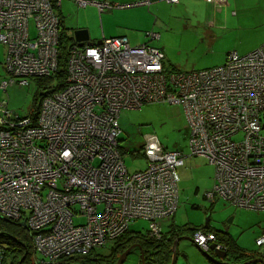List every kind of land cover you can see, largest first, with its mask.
Masks as SVG:
<instances>
[{
  "label": "built area",
  "instance_id": "built-area-1",
  "mask_svg": "<svg viewBox=\"0 0 264 264\" xmlns=\"http://www.w3.org/2000/svg\"><path fill=\"white\" fill-rule=\"evenodd\" d=\"M62 1L0 0V44L10 75L4 89L58 71ZM71 1L96 5L101 13L150 3ZM206 1L222 8L227 0ZM147 36L160 38L153 32ZM102 40L91 46L74 39L65 87L42 100L36 123L4 109L0 215L26 223L35 263L59 264L111 247L139 219L160 239L162 222L179 207L178 169L189 156L205 157L215 167L205 199L264 210V43L243 55L228 53L220 66L172 71L164 51L149 42L132 45L127 36ZM153 103L183 107L190 155L167 149L150 134L141 147L146 169L129 172L120 148L121 112ZM192 240L209 252L216 237L198 229ZM256 244L264 256V234Z\"/></svg>",
  "mask_w": 264,
  "mask_h": 264
},
{
  "label": "rangeland",
  "instance_id": "rangeland-1",
  "mask_svg": "<svg viewBox=\"0 0 264 264\" xmlns=\"http://www.w3.org/2000/svg\"><path fill=\"white\" fill-rule=\"evenodd\" d=\"M239 1L242 8L235 3L232 8H226L224 13L228 12L232 17H224L223 22L217 25L197 23L196 18H200V12L206 11L207 5L195 1L177 6L164 4L150 11L145 8V11L138 14H104L102 17L96 5L90 4L83 8L70 0H63L58 12L62 14L61 20L70 38L75 39L74 31L77 29H87L92 41L110 37L113 32L117 34L119 29L129 31L134 33L132 36L128 34L132 45L149 42L151 46L161 48L166 55L165 63L169 69L192 71L223 65L228 53L235 51L243 55L264 43V4H257V0ZM109 3L131 4L112 1ZM115 9L130 11L140 7L113 8L107 11ZM149 32L159 33L160 38L151 40L147 36ZM6 53V47L0 44V125L4 109L26 118L34 115L41 103V96L31 79L28 86L14 84L6 89L2 87V82L10 79L4 66ZM119 122V140L129 172L146 169L148 162L141 147L145 137L150 134L156 135L167 149H179L185 155H190L188 122L182 106L153 103L146 104L141 109H124ZM262 135L264 136V131ZM240 138L241 135L236 136V139ZM178 174L179 207L168 220L174 228L182 229L179 237L183 239L177 245V264H213L192 240L193 230L205 228L207 222L210 231H228L241 250L249 253L263 250L256 244V239L264 234V210L238 208L223 199H217L212 205V201L204 198L215 180V167L207 158L187 157L185 166L178 169ZM80 221L84 222V219ZM148 227V221L139 219L131 223L129 230L133 234L146 235ZM3 251V262L17 260L22 263L26 260L18 251ZM98 252L104 255L110 253L108 247L99 248ZM36 258L44 260L41 254ZM26 261L35 263L31 257ZM124 264H140V250H133Z\"/></svg>",
  "mask_w": 264,
  "mask_h": 264
},
{
  "label": "trees",
  "instance_id": "trees-1",
  "mask_svg": "<svg viewBox=\"0 0 264 264\" xmlns=\"http://www.w3.org/2000/svg\"><path fill=\"white\" fill-rule=\"evenodd\" d=\"M61 34L62 44L58 71L49 77H36L32 79V81L36 84L38 95L41 96V102L46 96L52 95L65 87L69 48L73 44L74 39L68 37L62 20ZM171 70L175 71L177 69ZM39 112L40 107L34 115L26 118H31L33 123H36ZM1 128L2 126H0V129ZM121 152L124 155L122 148ZM171 225L168 226L167 230L163 228V234L160 239L151 237L149 235V231H147L146 235H140L133 234L130 230H128L114 243V245L108 247L110 251L109 254L104 255L99 253L98 250H93L87 255H74L63 259L59 264H117L120 255L133 244H139L142 247L145 264H170L173 258V243L182 232V229L174 228ZM198 229L210 231L208 227ZM198 229H194L193 233ZM213 233L216 237V243L221 245L227 251V258L225 260L228 263H241L249 260L251 261L253 259L264 258L262 252L257 251L249 253L238 248L232 237L226 232ZM32 236L33 235L30 229L22 226L21 221L5 218L0 215V264H31L26 261L29 257H31L33 262H35V250ZM3 250H12L14 252L18 251L20 256L22 255V257L26 260H23L22 263L17 262V260L10 263L3 262L2 257L5 255Z\"/></svg>",
  "mask_w": 264,
  "mask_h": 264
},
{
  "label": "crops",
  "instance_id": "crops-1",
  "mask_svg": "<svg viewBox=\"0 0 264 264\" xmlns=\"http://www.w3.org/2000/svg\"><path fill=\"white\" fill-rule=\"evenodd\" d=\"M106 1H108V2L112 1V2H124V3H137V2L144 1V0H110V1L109 0H106ZM193 1H195L198 4L207 5L206 11L205 12H203V11L200 12L199 13L200 14V18H196L197 21H198L197 23H200V24H203V25H204V23H207V24H210V25H215V24L217 25V24L222 23L224 17H225V19H227L228 17H232V15H230L228 12L224 13V10L226 8H232V6H233L234 3L237 6H240V1L239 0H227L226 1V5L223 6L222 8H219V7H217V6H215V5L211 4V3H208L206 0H179L178 3H169V2H167L165 0H150L149 5L139 6L140 9H130V11H127V10L122 11L123 9H115V10L107 11L109 9H106L102 13L101 12H99V13H100V15H102V17H104L105 15L106 16L107 15L116 16L117 14H121V13H125V14L135 13V14H138V13H142L146 9L148 11H150L151 9H154V8L158 9L161 5H164V4H167L168 6H177V5H180L182 3L187 4V3H191ZM256 3L259 4V5L264 4V0H257ZM241 6H242V4H241ZM83 8H87V7H83ZM115 8H121V7H115ZM124 8H127V7H124ZM110 9H113V8H110ZM59 15L62 16L61 12H59ZM122 29H125V28H122ZM118 31H119V33L116 34L115 32H113L111 34L112 36L110 35V37H114V36H127L129 38V36H128V34L130 33L129 31H124V30H120V29ZM132 34H134V33H132ZM132 34H131V36H132ZM129 41H130V39H129ZM214 183H215V180H214V182H213L212 185H214ZM212 187L213 186H211V188ZM213 204L214 203H212V205ZM169 219L170 218H168V219H166V220H164L162 222L164 229H166L169 225H171V223L168 221ZM173 225H174V223H173ZM227 234H229L228 231H227ZM230 236L232 237V235H230ZM249 261H247V262H249ZM223 262L224 263H227V264H239V263H231V262L228 263V262H226V260H223ZM241 263H244V262H241Z\"/></svg>",
  "mask_w": 264,
  "mask_h": 264
},
{
  "label": "water",
  "instance_id": "water-1",
  "mask_svg": "<svg viewBox=\"0 0 264 264\" xmlns=\"http://www.w3.org/2000/svg\"><path fill=\"white\" fill-rule=\"evenodd\" d=\"M74 38L77 42H80V44L87 43L88 45H91V46L92 45H100L103 42V40L92 41L90 38L89 31L87 29L75 30L74 31ZM21 225L24 227H27L25 222H21ZM207 227H208V222L205 225V228H207ZM182 239L183 238L178 237L173 243V258H172L170 264H177V261H178L177 245H178L179 241ZM217 246H218V243H216V242L212 243L210 246L209 252L203 250L204 254L208 257V259L211 260V262L213 264H227V263L223 262V260H225L227 258V251L225 249H219ZM135 249L140 250L141 264H145L143 249L139 244H133L125 252H123L119 257L117 264H124L126 262L128 256ZM253 263L264 264V258L253 259L249 262H244V263H239V264H253Z\"/></svg>",
  "mask_w": 264,
  "mask_h": 264
},
{
  "label": "bare ground",
  "instance_id": "bare-ground-1",
  "mask_svg": "<svg viewBox=\"0 0 264 264\" xmlns=\"http://www.w3.org/2000/svg\"><path fill=\"white\" fill-rule=\"evenodd\" d=\"M62 35V34H61Z\"/></svg>",
  "mask_w": 264,
  "mask_h": 264
}]
</instances>
